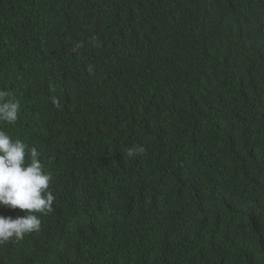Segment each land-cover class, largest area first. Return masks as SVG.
Masks as SVG:
<instances>
[{
  "label": "trees",
  "instance_id": "1",
  "mask_svg": "<svg viewBox=\"0 0 264 264\" xmlns=\"http://www.w3.org/2000/svg\"><path fill=\"white\" fill-rule=\"evenodd\" d=\"M0 91L55 197L0 264H264V0H0Z\"/></svg>",
  "mask_w": 264,
  "mask_h": 264
},
{
  "label": "clouds",
  "instance_id": "2",
  "mask_svg": "<svg viewBox=\"0 0 264 264\" xmlns=\"http://www.w3.org/2000/svg\"><path fill=\"white\" fill-rule=\"evenodd\" d=\"M7 95L0 91V122L14 123L20 105L4 99ZM51 179L35 148L29 150L24 142L0 129V206L26 212L15 218L0 215V243L20 241L26 234L40 231L41 219L36 213L53 211Z\"/></svg>",
  "mask_w": 264,
  "mask_h": 264
}]
</instances>
